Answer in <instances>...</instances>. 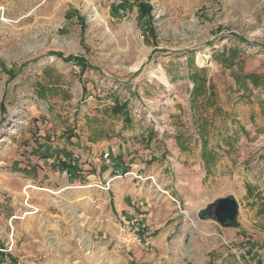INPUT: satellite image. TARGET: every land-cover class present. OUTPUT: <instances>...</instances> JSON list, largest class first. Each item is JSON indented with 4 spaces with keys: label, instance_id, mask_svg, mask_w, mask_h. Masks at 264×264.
<instances>
[{
    "label": "rangeland",
    "instance_id": "rangeland-1",
    "mask_svg": "<svg viewBox=\"0 0 264 264\" xmlns=\"http://www.w3.org/2000/svg\"><path fill=\"white\" fill-rule=\"evenodd\" d=\"M119 1L0 0V242L12 246L7 264H254L238 260L247 243L264 264V0H142L150 18L139 16L137 0ZM70 56L87 63L82 75L64 62ZM72 147L83 149L79 164H94L108 147L137 152L146 171L160 173V184L187 192V199L173 196L179 204L170 201L179 230L163 245L132 248L94 192L87 177L94 169L70 180L87 189L37 191ZM202 162L214 173L199 182ZM34 175L35 185L23 177ZM51 182L53 190L61 185ZM198 193L207 201L195 207ZM228 196L238 204L242 238L221 250L217 237L199 229L207 219L198 212Z\"/></svg>",
    "mask_w": 264,
    "mask_h": 264
},
{
    "label": "crops",
    "instance_id": "crops-1",
    "mask_svg": "<svg viewBox=\"0 0 264 264\" xmlns=\"http://www.w3.org/2000/svg\"><path fill=\"white\" fill-rule=\"evenodd\" d=\"M72 150H63L62 154L65 155L67 158L70 157L73 153L80 154V157L84 160V154L83 149L80 147H76V150L72 147ZM206 149V148H205ZM203 149V150H205ZM109 152L111 155V163L106 164L102 159L101 155ZM99 159L95 158L93 160V163H89L86 161H82V163H76L75 166L76 169L73 171V176L71 177H63L61 174L62 167L60 163H62L60 160L56 162V172L53 173L52 178L48 177V179L41 184V186H34L38 187L37 191L47 192L45 193H51L54 195H66L68 193V190L77 189V188H83L87 189L88 187H72L70 186V180L79 179L80 175L85 173L84 171H91L94 169V173L89 176L88 178H92L91 184H93L94 192L98 195H101L106 202L110 205V215L111 220L114 221L117 224V227H119V230L121 233L123 231L128 235L130 240L132 241V233L131 230L133 228V225L135 222H138L144 227H151L153 230V233L156 231V235L152 238L153 245H163L164 241L167 239V235L176 230H179V221L173 220V209L174 206L170 202V199L168 195L163 194L161 191L155 188L153 183H150V181L146 182H139L135 181L130 176H124L123 174L127 173L131 167L134 170H137L140 174L143 175H152L155 177V180H157L156 184H159V186L162 189H167L169 195L171 196H185L187 199V192L183 190H175L170 188L168 189V183L161 180L160 184V173L154 171H146L144 167V163L142 162V158H140V155L138 156V153L135 152L134 154L127 153V154H118L115 152V149L113 147H108L105 152H103ZM206 155V151H205ZM59 157H57L58 159ZM81 159V160H82ZM81 162V161H79ZM82 164V166H81ZM202 169L203 172L199 171V182H201L203 179L210 178L211 173H214L213 169L209 167V165L204 166V162H202ZM199 166V164H198ZM81 170H79V168ZM29 169V168H26ZM193 169H199L193 168ZM39 170V169H38ZM25 170H23L24 172ZM198 171V170H197ZM24 173H27L26 171ZM79 175V176H77ZM118 175H123L121 178H115ZM26 178L27 183H33V185L37 184L36 181H40L38 175H34L33 177H36L34 180L27 179L28 176H23ZM57 183H61V185L54 188V190L51 187L52 185L48 186V182L52 183L51 180H57ZM250 183L253 182L252 178L249 179ZM79 182V181H78ZM180 182V181H179ZM53 184V183H52ZM106 184L108 185L107 187ZM101 187H99V186ZM45 186V187H44ZM197 188V184H195ZM253 187V185L251 186ZM174 191L176 193H174ZM178 192L180 194H178ZM81 195V194H80ZM79 195V196H80ZM195 195V194H194ZM242 196V193L240 194ZM181 198V197H180ZM183 197V199H185ZM192 199V197H190ZM198 198V199H197ZM83 199V198H82ZM80 199V200H82ZM195 204H193L195 207H200L201 204L204 202L206 203V198L202 195L196 194L195 197ZM80 201H75L72 204L76 206L79 205ZM66 210V209H65ZM64 210V211H65ZM71 210H66L67 214H70ZM79 216H83L82 213H79ZM124 218V220H123ZM191 221V220H190ZM192 223V222H191ZM168 227H171L169 229ZM176 228V229H175ZM241 228V227H240ZM199 229L207 232L208 236L211 237H217L218 239L212 240V242L215 244L216 247L223 250L225 246H228V244L233 243H239L241 240L240 233H242L241 229L236 228H228L223 227L217 224L214 221L211 220H205L199 222ZM171 230V231H170ZM241 243V242H240ZM234 245V244H233ZM3 246L0 242V247ZM139 246L141 248H144L143 244H138L132 241V248H135L136 250L139 249ZM255 264V263H254Z\"/></svg>",
    "mask_w": 264,
    "mask_h": 264
},
{
    "label": "built area",
    "instance_id": "built-area-1",
    "mask_svg": "<svg viewBox=\"0 0 264 264\" xmlns=\"http://www.w3.org/2000/svg\"><path fill=\"white\" fill-rule=\"evenodd\" d=\"M120 4L121 2L118 0L117 2ZM64 157L59 156V160L62 163L65 164H76L80 160V155L77 153H73L70 157ZM101 159L106 163L110 164L111 163V155L109 152H106L101 155ZM61 174L63 177H71L72 172L69 171L68 169H62ZM124 176H130L134 180L139 181V182H146V181H151L155 188L161 191L163 194L168 195L170 201H172L175 204H179L177 199L171 195L168 194L167 191H164L158 184H156L154 177L153 176H144L143 174H140L137 170H134L132 167L131 169L123 174ZM123 175H118L115 178H121ZM108 185L106 184L105 187ZM184 211V210H183ZM124 220V218H123ZM132 233V241L138 244H143L145 247H149L152 242V228L151 227H144L138 222H135L133 225V228L131 230ZM11 249L12 246L10 244H3V246L0 247V264H7L9 262L10 254H11ZM238 260H241V256L247 260V262H254L256 264L260 263L262 264V254L259 248L251 243L244 244L241 246V249H238Z\"/></svg>",
    "mask_w": 264,
    "mask_h": 264
},
{
    "label": "water",
    "instance_id": "water-1",
    "mask_svg": "<svg viewBox=\"0 0 264 264\" xmlns=\"http://www.w3.org/2000/svg\"><path fill=\"white\" fill-rule=\"evenodd\" d=\"M210 208V211L198 212V218L212 220L223 227H238V204L232 196L217 199Z\"/></svg>",
    "mask_w": 264,
    "mask_h": 264
},
{
    "label": "trees",
    "instance_id": "trees-1",
    "mask_svg": "<svg viewBox=\"0 0 264 264\" xmlns=\"http://www.w3.org/2000/svg\"><path fill=\"white\" fill-rule=\"evenodd\" d=\"M137 1L139 2L138 3V10H139L138 14H139V16L142 17V18H150V12H151L150 6L144 4L142 2V0H140V1L137 0ZM238 39H241V38H238ZM50 56L61 57L59 54H50ZM231 56H234V54H232ZM64 62L65 63H72L73 65L77 66L79 68V70H80V74L81 75L88 69L87 63L81 57L70 56V57L66 58L64 60ZM191 78H192L193 82L197 83L196 75L192 76ZM247 79L253 84V86H257L259 84L258 79H256L253 76H250V77L248 76ZM193 91H194L195 94H197V93L199 94L200 93L199 92V88H194ZM211 94H212V92L210 91L209 96H211ZM114 101H116V100L114 99ZM118 109H119V107L117 105H115V108L113 110H114L115 113H119L120 110H118ZM215 112L217 113V110H215ZM205 124H206V121H205ZM60 165H61L62 169H68L72 173L76 169L75 164L60 163ZM71 176H73V174H71Z\"/></svg>",
    "mask_w": 264,
    "mask_h": 264
},
{
    "label": "bare ground",
    "instance_id": "bare-ground-1",
    "mask_svg": "<svg viewBox=\"0 0 264 264\" xmlns=\"http://www.w3.org/2000/svg\"><path fill=\"white\" fill-rule=\"evenodd\" d=\"M126 27L128 28V29H131L132 28V24H126ZM194 222H192V224H193ZM195 224V223H194ZM197 224V223H196ZM196 226V225H195ZM196 228H198L197 226H196Z\"/></svg>",
    "mask_w": 264,
    "mask_h": 264
}]
</instances>
